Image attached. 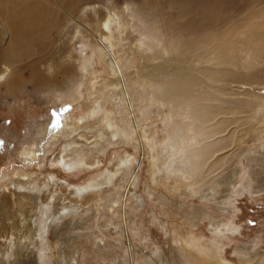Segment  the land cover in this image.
<instances>
[{
	"label": "rangeland",
	"instance_id": "1",
	"mask_svg": "<svg viewBox=\"0 0 264 264\" xmlns=\"http://www.w3.org/2000/svg\"><path fill=\"white\" fill-rule=\"evenodd\" d=\"M27 1L23 28L14 10ZM11 2L0 23L24 42L7 63L21 81L0 86V264H186L193 244L199 257L264 264V0H47L45 24L42 0ZM62 8L94 34L112 20L143 144L94 37ZM142 53L168 70L187 62L200 81L160 85L171 107L139 72Z\"/></svg>",
	"mask_w": 264,
	"mask_h": 264
},
{
	"label": "bare ground",
	"instance_id": "2",
	"mask_svg": "<svg viewBox=\"0 0 264 264\" xmlns=\"http://www.w3.org/2000/svg\"><path fill=\"white\" fill-rule=\"evenodd\" d=\"M16 1L17 0H12V2L11 3H16ZM24 1V0H23ZM46 1L47 0H42V2H38L39 4H38V6H37V10H36V15H38L37 17H38V19L37 20H39L40 19V21H41V23H44L45 24V19L47 18V16H48V11H47V9L45 10V8L46 7H43V2H45L46 3ZM78 2H79V0H77ZM2 2V1H1ZM28 2V1H27ZM5 1H4V6H5ZM22 3V2H21ZM75 3V2H74ZM7 4H9V2H7ZM20 5V4H19ZM33 5V2H28V3H26L25 4V6H23V7H20L19 8V10H21V11H15L14 10V18H17V20H18V22H17V24L18 23H20L21 22V24H22V27L24 28L25 26V23L27 24V25H29L26 21H27V18L25 17V19H26V21H25V19L22 17L28 10L30 11V15H31V13H32V16L31 17H33V11L31 12V7H33L32 6ZM1 6V5H0ZM14 6V5H13ZM3 7V6H2ZM19 7V6H18ZM18 7H16V8H18ZM15 8V9H16ZM35 8H36V6H35ZM41 8V10H39V9ZM87 8V7H86ZM85 7H83L82 9H81V14H87V11H89V10H87ZM34 9V8H33ZM63 9V8H62ZM26 10V12L23 14V12ZM34 10V11H35ZM64 10V9H63ZM77 11V10H76ZM141 11V13L139 14V16H140V21H142V23L144 24V25H150V17H149V15L146 13V12H144V11H142V10H140ZM64 13L66 14V16H67V18H71L77 25H79V29H78V31L77 32H79V34H81V36H82V38L84 39V40H86L89 36H91V37H94V39H95V41H96V43H97V47H98V49L100 50V53H101V55H102V58H104V59H106L107 60V62H108V68H109V71H110V74H112V76H111V85H114L115 86V88H118V94L121 96V99H120V104H121V106H122V109L124 110V112H125V114H126V116L127 117H129L130 116V119L132 120V122L133 123H135V133H136V136H137V138H138V140L143 144V136L144 135H142L143 133L140 131V129H139V125H138V121H137V119H134V117H133V114H132V112H130V108L133 106L132 105V103H131V96L129 95V93H128V88H127V84H126V81H127V78H129L130 80H132V84L135 82V75L133 76V77H129V74H124L123 73V71L125 72V67L122 69V66L120 65V62H119V55H117V53H119V50H120V48H121V44H117L115 41H113V37L108 33L109 31H108V29L110 28L109 27V25L112 23V20H108V18L107 17H103V19H102V23H101V26H102V30L103 31H106L107 30V32H105V34L104 33H102V30H101V33L100 34H94L92 31H90V29H89V27L88 26H86V25H84L83 23H81V22H77L74 18H72V17H70L71 15L70 14H68L67 13V11H65L64 10ZM21 14H23L22 16H21ZM27 14V13H26ZM28 15H29V13H28ZM70 15V16H69ZM28 17V16H27ZM30 17V16H29ZM29 19H32V18H29ZM36 19V18H35ZM34 19V20H35ZM52 18H50L48 21H50ZM101 19V18H100ZM57 20V19H56ZM30 21V20H29ZM48 21H46V22H48ZM33 22V21H32ZM115 22V21H114ZM113 22V23H114ZM36 23H38V21L36 22ZM74 23V24H75ZM118 23V22H117ZM123 23V22H122ZM128 23V22H127ZM71 24H73V22L71 23ZM119 24V23H118ZM129 24V23H128ZM33 25V24H32ZM37 26H38V24H37ZM40 26V25H39ZM42 26V25H41ZM120 27H121V25H119ZM118 26V27H119ZM33 27V26H32ZM43 27H44V25H43ZM43 27H42V29H43ZM12 28V27H11ZM11 28L7 25V24H3V23H0V62H1V64L3 65L2 67H0V77H2V78H0V86H4V88L5 87H8V91H6V92H8V93H13L15 90H16V86H17V83L18 82H20L18 79H14L12 82H11V80L13 79V77H14V72H15V69L14 68H11V67H9L8 65H7V63H8V59L10 58L11 59V57L12 58H14V56L15 57H17V51H21L22 49H23V42H24V40L22 39V36H15V37H13V34H12V32H11ZM29 28H30V26H29ZM29 28H28V30H29ZM38 28V27H37ZM40 29H41V27H39ZM130 28V27H129ZM33 29H34V27H33ZM101 29V28H100ZM119 29V28H118ZM121 29H122V27H121ZM21 30V29H20ZM37 30V29H36ZM36 30H35V32H36ZM112 30V29H111ZM132 30V29H131ZM14 31V30H13ZM17 32H18V28H17V30H16ZM41 31V30H40ZM39 31V32H40ZM21 32V31H20ZM28 32H30V31H28ZM34 32V34H36ZM43 32V31H42ZM16 33V32H15ZM31 33V32H30ZM99 33V32H98ZM21 34V33H20ZM19 34V35H20ZM38 34V33H37ZM39 37V36H38ZM117 38H118V36H117ZM119 38L121 39V36H119ZM3 40V41H2ZM2 42H5V44H3ZM142 43V42H141ZM141 46V45H140ZM146 51V50H145ZM173 51H175V49L173 50ZM172 51V52H173ZM12 52V53H11ZM122 52L124 53V50H122ZM142 52V51H141ZM166 53V52H165ZM143 54V53H142ZM174 54V53H173ZM172 54V55H173ZM115 55H117V56H115ZM172 55H171V57H172ZM19 56V55H18ZM173 56H175V55H173ZM185 59L187 58V56H183ZM152 58V56L151 57H149L148 55H145V54H143L142 55V59H144L145 61H147V63L145 62L144 63V65L142 66V68L140 69L139 68V72H141V73H143V75L145 76V77H148L150 80H151V82L153 83V87H157L158 89L159 88H161V86L160 85H165V87H166V84H168V83H170V79H174V80H177V79H179V80H182L181 82H189L190 83V80L192 79H194V78H192L191 77V73L192 72H195V67L194 66H192V65H188V64H184L183 65V63H187V62H182V63H176L175 61H172V60H170L171 61V68L168 70L167 68H165L166 66H164L163 64H157V65H152V64H150V63H148V60H150ZM155 58H157V56L155 57ZM9 59V60H10ZM169 59V58H168ZM153 60V59H152ZM156 61V60H155ZM160 61V60H159ZM142 62V61H141ZM168 63H169V61H168ZM128 67H126V69H127ZM128 69H130V68H128ZM127 69V70H128ZM135 69V68H134ZM195 69V70H194ZM133 72V71H132ZM138 72V73H139ZM198 72V73H197ZM195 74L197 75V74H199V71H197ZM126 73V72H125ZM127 73H128V71H127ZM188 75V76H186V75ZM194 74V73H193ZM18 76V75H17ZM19 76H20V74H19ZM128 76V77H127ZM132 76V75H131ZM136 76H137V73H136ZM192 76H194V75H192ZM199 76H201L203 79L204 78H206L207 80H209V81H211L212 82V84L213 83H215L217 80H215V79H213V78H211L212 77V74H210V75H205L204 73H201V75H199ZM205 76V77H204ZM16 77V76H15ZM159 77V78H158ZM156 78H157V80H156ZM163 78H165V79H163ZM197 78V77H196ZM163 79V80H162ZM201 79V78H200ZM162 80V81H161ZM173 80V81H174ZM178 80V81H179ZM199 80V79H198ZM198 80H193V81H197L198 82ZM192 81V82H193ZM200 81V80H199ZM11 82V83H10ZM175 83H176V81H175ZM189 83H188V85H189ZM14 84H16V85H14ZM178 84H180V83H178ZM186 84V83H185ZM170 85V84H169ZM215 86V85H214ZM168 88V87H167ZM171 88V87H170ZM216 91V90H215ZM166 90L164 89V88H161L160 90H159V93H160V97L161 98H163L164 99V101L165 102H167L168 101V99L170 100V96H168L169 94H170V92H166ZM209 92V91H208ZM208 95V94H207ZM119 96V97H120ZM170 97V98H169ZM211 97V96H210ZM140 98V97H139ZM142 99V98H141ZM209 99V98H208ZM212 99V98H211ZM206 100V99H205ZM163 101V102H164ZM169 102V104H170V106L172 107V105L175 107V105H174V102H171V101H168ZM188 106V105H187ZM186 106V107H187ZM202 106V105H201ZM183 107V106H182ZM205 107V106H204ZM177 108V107H176ZM188 108V107H187ZM201 107H199V108H195L193 111H191V112H189V113H192V115H193V118L194 119H196L197 121H211L209 118H211V117H209L210 116V112L209 113H206L204 110H202V109H200ZM214 108V107H213ZM193 109V108H192ZM212 109V108H211ZM94 110H96V109H94ZM191 110V109H190ZM187 111H189V110H187ZM101 112V111H100ZM142 112V111H141ZM198 112V113H197ZM208 112V111H207ZM92 113H94V112H92ZM96 113V112H95ZM197 113V114H196ZM216 113V112H215ZM224 112H222V113H220L221 115L223 114ZM195 114H196V116H195ZM211 114H213L212 112H211ZM217 114V113H216ZM191 115V116H192ZM214 115V114H213ZM216 116H218V115H216ZM212 118H214V117H212ZM129 122H131V121H129ZM201 123H203V122H201ZM219 123V122H218ZM204 124V123H203ZM51 125V124H50ZM216 125V124H215ZM220 126V125H219ZM218 127V126H217ZM201 132V134L202 133H206L207 134V129H204V130H202V128H200L199 129V133ZM208 136V135H207ZM204 138V137H203ZM202 138V139H203ZM201 139V140H202ZM214 142H215V140H214ZM218 142V141H217ZM156 144V143H155ZM214 144H216V143H214ZM23 152V151H22ZM30 155H33L32 154V152H30V151H28V149H27V151L26 152H24L23 153V156L25 157H30ZM158 155H160V154H158ZM143 156H144V153H143ZM218 163H220V162H218ZM69 164V163H68ZM215 165H217V164H215ZM68 166H70V165H68ZM214 167V166H213ZM118 172H120L121 170L120 169H118L117 170ZM213 171V170H212ZM123 172H125L126 173V171H125V169H124V171ZM126 176V175H125ZM112 178V177H111ZM131 189H132V187H131ZM130 188L127 190V188H126V194H125V196H127V194H128V192L131 190ZM133 190V189H132ZM7 193H9V191H8V189H7V191H6ZM6 192H1L0 191V205H3V203H4V201H5V199H6V196H7V193ZM23 197L25 198V199H29V200H36L37 199V196H25V195H23ZM42 229V228H41ZM43 233V232H42ZM6 238V237H5ZM4 239V238H3ZM7 241V240H6ZM4 246H5V252H6V254H5V257L7 258H9V255H10V253L12 252V248H11V246H10V242H6L5 244H3ZM9 246V247H8ZM192 247H193V251H198V249H197V247H196V245L195 244H193L192 245ZM193 251H188V253H186L184 256H183V258L185 257V262H186V264H226V262L225 261H223V262H220L218 259H216V257H215V253L214 252H207V251H203V252H200L199 254H200V257H199V255L196 253V252H194L193 253ZM197 254V255H196ZM207 258V259H206ZM244 258H245V255H243V259L242 260H244ZM180 260V259H179ZM178 261V260H177ZM244 262H246V261H244ZM181 264V263H180Z\"/></svg>",
	"mask_w": 264,
	"mask_h": 264
},
{
	"label": "snow or ice",
	"instance_id": "3",
	"mask_svg": "<svg viewBox=\"0 0 264 264\" xmlns=\"http://www.w3.org/2000/svg\"><path fill=\"white\" fill-rule=\"evenodd\" d=\"M0 78H2V77H0ZM254 223V222H253Z\"/></svg>",
	"mask_w": 264,
	"mask_h": 264
}]
</instances>
